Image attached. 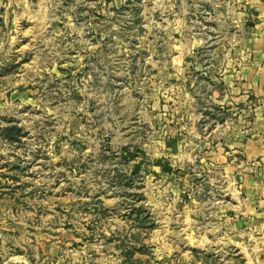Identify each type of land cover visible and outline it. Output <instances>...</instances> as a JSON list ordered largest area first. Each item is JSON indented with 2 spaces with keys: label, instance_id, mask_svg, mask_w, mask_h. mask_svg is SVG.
Segmentation results:
<instances>
[{
  "label": "rangeland",
  "instance_id": "374dc122",
  "mask_svg": "<svg viewBox=\"0 0 264 264\" xmlns=\"http://www.w3.org/2000/svg\"><path fill=\"white\" fill-rule=\"evenodd\" d=\"M0 264H264V0H0Z\"/></svg>",
  "mask_w": 264,
  "mask_h": 264
}]
</instances>
